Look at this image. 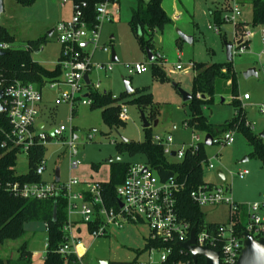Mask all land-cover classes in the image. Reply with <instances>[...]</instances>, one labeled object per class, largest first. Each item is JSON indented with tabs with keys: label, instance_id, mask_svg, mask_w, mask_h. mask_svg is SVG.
Wrapping results in <instances>:
<instances>
[{
	"label": "rangeland",
	"instance_id": "374dc122",
	"mask_svg": "<svg viewBox=\"0 0 264 264\" xmlns=\"http://www.w3.org/2000/svg\"><path fill=\"white\" fill-rule=\"evenodd\" d=\"M138 0H117L109 4V10L117 14V18L106 21L102 28L101 44L114 48L117 60H112V54L98 49L95 52L94 62L113 63L112 70L103 68L94 70L91 77L100 82V92H109L112 97L118 98L110 102L107 107L113 108L126 105L128 118L125 120L107 121L104 119L102 107L99 105H80L72 120L75 131L81 137L77 158L82 161L78 168L70 171L69 155L62 139H53L46 145L45 159L47 170L44 177L48 181L55 178V170L59 168L60 181H67L70 176L80 181L110 180V162L118 154L119 161L136 163L146 162L143 155L132 156L127 151H120L119 143L122 138L143 141L147 131L143 125L142 113L151 123L152 138L172 134L177 148L184 141H189L193 129L185 126V120L192 114L189 101H185L179 89L192 92L194 70L189 67L191 62L215 63L226 62L225 41H234L235 25L233 22H224L220 25L221 32L210 29L209 25L216 26L210 14L211 7L216 4L221 8L223 16L230 13L233 0H163V7L169 16L179 14V19L168 24L163 31H156L154 36V51L157 60L150 61L143 42L132 28L130 19ZM244 10L242 18L252 20V9L249 0H238ZM176 8L181 11L176 13ZM73 13V3L70 1L64 6L60 0H34L24 4L18 0H4V12L1 15L0 25L9 34L14 36L11 44L15 48H26L30 40H45L40 50L33 47V59L41 64L53 68L60 58L61 44L57 32L51 30L62 20L70 19ZM180 32L192 36V42L183 39ZM113 36V38H111ZM147 36V35H145ZM180 38V39H179ZM262 51L259 34L257 33L248 51L233 56V66L237 75L239 93H248L250 99L244 102L240 99L239 111L231 103L235 97L228 89L229 83L222 84V93L215 96V103L202 106L203 114L209 124L218 126L236 114L244 118L245 124L249 121L252 131L260 135L264 130V60H259ZM164 58L163 60L161 59ZM164 65H162V62ZM145 63L144 72L132 71L127 65ZM181 63L183 70L175 66ZM162 68L165 77H155L154 68ZM255 67L257 75L245 77V72ZM130 81L133 89L126 91L124 80ZM178 85V86H177ZM144 90L150 94L152 101L140 106L134 99ZM57 92L49 89L43 91V107L40 119L46 121V131L53 126L64 124L70 127V107L67 103L59 106L56 114L51 115L50 108H56L55 97ZM222 97H225L222 99ZM153 111L158 124L151 122ZM120 113V112H119ZM120 118V117H119ZM153 120V119H152ZM237 127L236 125L234 128ZM236 130V129H235ZM93 138L88 140V136ZM118 143V144H117ZM253 146L249 143L242 131H235V141L232 145H206L208 159L214 163L215 169L204 165V179L215 184H229L231 193L238 204L248 206L262 198L264 193V161L253 155ZM247 157V160L244 159ZM247 169L249 174L245 178L238 177L240 170ZM218 170L226 174L222 180ZM28 172V155L21 152L17 156L16 173ZM232 172L233 177L230 176ZM202 210L207 222L228 223L230 221L231 206L219 205ZM247 216V215H245ZM246 218V217H245ZM244 218L243 221H246ZM47 230L41 221L26 224V232L17 239L8 240L0 250V256L5 259L16 260L19 257V248L26 243L32 253V264H43L46 256ZM75 237H80L78 250L85 252L84 264H101V260L113 261H149L150 252L145 247V239L150 235L146 223H129L121 229L112 228L108 236L94 238L87 223H78L73 228ZM160 253L155 252L153 258L159 260ZM110 264V263H109Z\"/></svg>",
	"mask_w": 264,
	"mask_h": 264
},
{
	"label": "built area",
	"instance_id": "2783aa9c",
	"mask_svg": "<svg viewBox=\"0 0 264 264\" xmlns=\"http://www.w3.org/2000/svg\"><path fill=\"white\" fill-rule=\"evenodd\" d=\"M73 3V14L69 20L60 21L54 31L58 34L61 44V53L58 64L62 73L59 79L48 82L45 87L39 89L33 83H22L20 81L11 84L0 80V90H3L1 104L7 113L10 123V131L3 143L4 147L17 149L20 153L28 155L36 144L47 145L53 139H62L63 145L69 155V169L72 171L82 163L78 156L79 141L81 137L72 125L73 117L80 105H92L90 97L92 91H100V82H95L91 73L94 70H112L113 63L107 65L94 62L95 52L101 49L112 54V48L107 44H101L102 28L106 21L117 18L116 13L109 10L111 1L106 0L96 5V17L93 26L89 25L85 14L87 2H76L75 0H60L64 6L68 2ZM238 0H233L230 13L223 16L224 22H233L235 25L232 55H238L248 51L256 34H259L262 51L259 60H264V24L254 25L251 21L242 20L244 10ZM239 22L246 25L238 28ZM210 29L221 32L220 26L209 25ZM7 44H0V48H7ZM161 56H158V58ZM163 60L164 58L161 57ZM162 65H164L163 61ZM132 71L142 73L147 64L137 63L127 65ZM189 67L193 68L191 62ZM183 70L181 63L175 66ZM88 75V81L85 76ZM57 92L55 105L67 103L70 107V127L61 124L51 127L46 131L38 123L42 112L44 89ZM115 98V97H114ZM238 99H250L245 93ZM264 112V105L262 106ZM119 117L121 120L128 118L126 105H121ZM247 126L252 124L247 121ZM188 126V123H185ZM53 131V134L51 133ZM235 129L212 135L211 144L232 145L235 141ZM193 129V135L189 141H184L177 148L174 136L167 134L155 136L154 141L164 147V153L175 161L184 159L187 152L197 154L202 144H206V135ZM93 138L88 136V140ZM173 152L175 155H173ZM209 169L216 166L211 160L205 163ZM47 170V160L44 158L37 169V173L44 177ZM249 170L243 169L238 172V177L245 178ZM55 174V172H54ZM226 176V174L224 173ZM230 176L233 177L232 172ZM226 179V177H225ZM187 178L180 179L178 175H172L166 180L160 176L146 162L131 163L125 179L117 186V206H110L106 202L105 190L102 181H80L71 177L61 182L55 178L48 181L45 178L38 183L26 182L20 184L15 182L11 185V192L24 198L55 199L62 197L67 203V220L63 226L66 242L59 245L57 252L68 256L75 254L80 264H84L85 252L78 250L81 242L80 237H75L73 228L76 224L87 223L94 238L108 236L112 228L121 229L129 223H146L150 229V240L160 243L153 245L150 249L149 261H137L134 264H165L175 254L176 244L179 247V255H190V259L175 260L171 264H191L194 262L191 252L181 247L180 243H186L191 238L192 229L195 228V244L200 247H208L220 254V264H237L244 247L246 235L250 234L255 239L264 240V193L262 199L248 206L243 205L248 215L244 227L239 228L238 213L241 214L240 204L236 202L229 184L203 183L194 187L190 192L192 201L204 206H231L230 221L218 223L215 226L205 225L198 230L191 221L182 218L177 209V196L186 188ZM46 227V225H45ZM47 230V227H46ZM49 242L47 236L46 248ZM155 252L160 253L159 260L153 258Z\"/></svg>",
	"mask_w": 264,
	"mask_h": 264
},
{
	"label": "trees",
	"instance_id": "16d2710c",
	"mask_svg": "<svg viewBox=\"0 0 264 264\" xmlns=\"http://www.w3.org/2000/svg\"><path fill=\"white\" fill-rule=\"evenodd\" d=\"M24 4H29L34 0H18ZM76 2H87L84 9L90 26L95 23L96 5L106 0H75ZM116 2L117 0H109ZM252 9L251 23L254 25L264 24V0H249ZM130 24L137 32L138 38L143 42L146 49L154 51V36L156 31L163 29L173 19L163 7V0H138L136 7L132 11ZM223 10L216 6L210 9V14L215 23L220 26L224 23ZM246 25V22H239L238 28ZM147 35V36H145ZM180 39V38H179ZM14 42V36L0 25V44H7V48H1L4 51L0 55V80L11 84L14 82L33 83L39 89L45 87L48 82L59 79L62 73L60 64L55 67H47L33 59L32 50L37 45H42L45 40H30L26 48H15L11 44ZM159 59V58H158ZM157 60V57L156 59ZM155 63V62H154ZM193 63L195 72L193 77V98L189 101L192 108V114L185 120L188 126L194 130L211 133L217 135L230 129L242 131L246 135L249 143L253 146V155L264 161V138L253 133L252 128L245 124L244 118L236 114L232 118L226 120L218 126L209 124L206 116L203 114L202 106H210L215 103V96L222 93V84L229 83L231 95L235 98L231 103L235 107V113L239 111L240 100L238 97L239 85L236 72L232 61L207 63ZM155 77H165V71L162 68H154ZM178 86V85H177ZM139 97L134 100L144 106L146 102H151V96L144 90ZM203 95H205L203 97ZM90 97L93 100L91 106L99 105L102 107L104 119L107 121L120 122V107L115 106L108 108L107 105L118 98L112 97L109 92L92 91ZM225 97H222L224 99ZM51 115L56 114L57 109L50 110ZM155 115L151 111L150 119L154 122ZM153 119V120H152ZM237 126L234 128V126ZM147 137L143 141L127 140L121 141L119 145L120 151H127L130 155H143L146 157V163L155 170L162 180H166L172 175H178L180 179L187 178L186 188L177 196V209L180 216L191 221L193 226L197 228L205 225L215 226L218 223L207 222L202 207L195 204L191 197V190L200 184L206 183L204 179V165L208 161L206 153V145L202 144L197 154L190 151L186 153L181 161H175L173 158L164 153V147L155 142L152 138V126L146 127ZM10 131V123L8 115L5 111L0 112V250L8 240L21 237L26 232V224L34 221H41L47 227V235L49 247L46 251L43 264H80L75 254L67 257L58 253L59 245L66 242L63 226L67 220V203L62 197L55 199H37L24 198L11 192V185L15 182L24 184L26 182L38 183L44 177L37 173V169L41 161L45 158L46 146L36 144L28 153V172L25 174L16 173L17 156L20 153L17 149H11L3 146ZM131 163L124 161H114L110 165V180L103 182L104 194L106 202L110 206H117V186L125 179L127 170ZM212 183V182H208ZM56 209V218L54 219V210ZM241 214L239 217V228H243L248 219L245 208L240 204ZM247 215V216H245ZM246 217V218H245ZM244 218L246 221H243ZM153 245H160L150 238L145 239L146 249H150ZM175 247V254L165 264H171L175 260L190 259V255H179V247ZM134 261H113L110 264H134ZM32 253L24 243L19 248V257L16 260L5 259L0 256V264H32ZM191 264H206L205 258L199 256L196 262Z\"/></svg>",
	"mask_w": 264,
	"mask_h": 264
},
{
	"label": "water",
	"instance_id": "95a60500",
	"mask_svg": "<svg viewBox=\"0 0 264 264\" xmlns=\"http://www.w3.org/2000/svg\"><path fill=\"white\" fill-rule=\"evenodd\" d=\"M145 1L148 2L149 0H145ZM3 12H4V0H0V20H1V15ZM53 31L54 30H51L50 34ZM180 36L189 42H192L193 40L192 36L185 35L182 32H180ZM224 43L226 47L227 61H232L233 60V55H232L233 43L227 42V41H225ZM39 48H40V45H37L35 47V50H39ZM3 53L4 51L1 50L0 48V55H2ZM147 55L150 61L152 62L155 61L156 56L153 54L152 50L148 49ZM112 60L113 61L117 60V56H116V52L114 48H112ZM244 74H245V77H250L253 75H257L258 73L255 67H251ZM85 79L88 81V75L85 76ZM124 82H125L126 91L128 93H131L133 89L130 85V81L125 79ZM179 90L181 91L185 101H190L193 98L192 92H187L182 89H179ZM3 96H4L3 90H0V112L4 111V107L1 104V99L3 98ZM204 96L205 95H203V97ZM142 118H143V125L145 128L151 126V123L149 122V120L147 119L144 113H142ZM157 124H158V121L155 120L154 125L156 126ZM51 133L53 134V131H51ZM260 136L264 138V130L263 132L260 133ZM122 140L127 141L128 139L122 138ZM211 143H212V134L208 133L206 135V144L211 145ZM173 155H175L174 152H173ZM120 159H121V156L120 154H118L110 162L119 161ZM245 160H247V157L244 159V161ZM217 173L222 180H225V175L222 170H218ZM55 174H56V180L59 181L60 180L59 168L56 169ZM55 218H56V209L54 210V219ZM179 245L185 248L186 250H188L189 252H191L194 262L197 261L199 256H203L205 258L206 264H220L219 252L214 251L208 247H200L195 244V228L192 229L190 240L187 241L186 243H180ZM100 263L109 264L110 262L108 260H101ZM237 264H264V240L263 239L257 240L250 234H247L246 239L244 240V247L242 249V252H241V255L239 257Z\"/></svg>",
	"mask_w": 264,
	"mask_h": 264
},
{
	"label": "crops",
	"instance_id": "0c3cea01",
	"mask_svg": "<svg viewBox=\"0 0 264 264\" xmlns=\"http://www.w3.org/2000/svg\"><path fill=\"white\" fill-rule=\"evenodd\" d=\"M217 0H211V2H216ZM212 8V7H211ZM177 12H181V11H179L177 8H176V13ZM73 14V13H72ZM72 17V16H71ZM172 17V19H173V22H174V20H178L179 19V14H174L173 16H171ZM66 20H69V19H66ZM242 20H244V21H248V20H245V19H243L242 18ZM62 21H64V20H62ZM56 27V26H55ZM55 29V28H54ZM53 29V30H54ZM54 32V31H53ZM52 32V33H53ZM111 38H113V36L111 37ZM41 49V46H40V48H39V50ZM33 51V50H32ZM60 53H61V51H60ZM58 63V62H57ZM65 104V103H64ZM43 105V104H42ZM61 105H63V104H60V105H58L57 107H56V109L58 110V108H59V106H61ZM43 107V106H42ZM50 109H53V108H50ZM38 123H39V125L41 126V127H45L46 128V121L45 120H42V119H40L39 118V120H38ZM56 171V170H55ZM56 175V174H55ZM226 177V176H225ZM45 178V177H44ZM95 181H100V180H95ZM103 182V181H102ZM213 183V182H212ZM262 199V198H261ZM260 199V200H261ZM211 223H216V222H211ZM44 262V261H43Z\"/></svg>",
	"mask_w": 264,
	"mask_h": 264
}]
</instances>
